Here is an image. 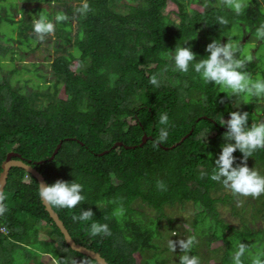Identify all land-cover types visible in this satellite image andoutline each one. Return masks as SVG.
Here are the masks:
<instances>
[{
    "label": "trees",
    "instance_id": "1",
    "mask_svg": "<svg viewBox=\"0 0 264 264\" xmlns=\"http://www.w3.org/2000/svg\"><path fill=\"white\" fill-rule=\"evenodd\" d=\"M84 2L0 0V36L19 47V51L6 48L0 39V67L6 54L13 61V54L38 46L34 15L52 20L56 42L68 46L55 49L51 60L50 71L56 78L49 85L52 93L42 92L39 83L36 91L24 93L0 76V172L6 155L14 152L42 174L47 185L58 179L83 185L81 204L73 209L51 208L76 244L100 254L108 264H167L168 247L160 245L166 237L160 221L166 218L164 208L185 203L200 208L188 224L189 237L197 241L191 255L200 258V247L220 243L208 249L212 255L206 259L220 255L217 264H233L238 245L245 243L244 264H252L264 252V225L253 231L245 223L248 220L241 218L242 229H236L221 218L218 205L230 206L242 196L230 190L222 198L214 197L224 185L210 176L227 142L222 120L229 119L232 111H241L249 113V127L257 123V96L238 94L246 100L244 109H234L223 86L205 83L194 64L187 73L180 72L172 57L176 46H191L197 61L206 59L207 44L223 37L233 39L227 30L234 26L259 39L256 49L264 46V39L257 36V29L264 25V0H245L247 7L240 14L223 0H208V7L200 0H86L89 11H77ZM194 4L201 10L192 8ZM166 9L169 13L164 14ZM15 13L20 14L18 20ZM59 13L68 19L56 22ZM221 16L228 25L218 24ZM3 26L15 28L5 33ZM243 46L240 43L237 53L240 59L247 57L242 55ZM253 56L245 71L253 80L264 79V61ZM260 61V68L254 66ZM154 74L158 87L149 83ZM165 112L167 126L159 123ZM261 112L264 116V107ZM162 127H167L168 138L154 146ZM144 134L150 139L141 144ZM59 142L60 149L48 161ZM117 142L122 145L113 147ZM233 155L239 163L242 153L237 150ZM247 163L264 166V149L255 151ZM158 181L165 190L157 187ZM3 191L7 211L0 215V225L8 233H0V251H9L10 256L16 248L28 250L34 264H97L65 244L41 203L36 179L25 170L11 168ZM250 197L249 205L239 210L232 205L230 213L249 212V221H264V194ZM135 205L154 211L156 217ZM89 209L94 213L92 220L73 221V215ZM93 222L107 224L111 235H91ZM162 228L164 232L173 229L171 220ZM28 245L37 250H29ZM41 255L48 262L35 260ZM175 255L179 263L183 253Z\"/></svg>",
    "mask_w": 264,
    "mask_h": 264
},
{
    "label": "clouds",
    "instance_id": "2",
    "mask_svg": "<svg viewBox=\"0 0 264 264\" xmlns=\"http://www.w3.org/2000/svg\"><path fill=\"white\" fill-rule=\"evenodd\" d=\"M223 3L234 10L237 14L242 13L247 7L245 0H223ZM77 11L86 13L89 11V5L85 2ZM68 19L67 15L59 13L55 17L56 22H64ZM219 25H228V20L224 17H217ZM33 30L37 34L39 40L55 32V24L45 15H40L33 22ZM257 36L264 39V25L257 29ZM188 42V41H187ZM187 42L185 44H187ZM240 49V41L227 40L221 43L220 40H212L206 46V52L209 56L206 59L196 60V54L192 51L191 46H176L174 50L175 68L180 72L187 73L189 66L194 64V71L200 75L205 83H215L226 88V94L230 97L234 94L247 93L248 96H264V79L253 80L251 74L245 71L246 65L252 62V57L247 56L244 59L237 57ZM149 83L153 86H159L157 75L149 78ZM221 103L224 101L221 100ZM229 119L223 120V125L227 131L224 134L227 142L221 146V152L215 160V168L213 169L210 179L221 182L224 187L230 189L233 193L253 198L264 194V176H261L253 168H249L247 160L257 150L264 149V121L252 123L249 127L248 112L232 111L229 113ZM159 123L167 126L169 117L167 113H162L159 117ZM167 127L159 130V135L154 141V146H158L166 142L168 138ZM239 150L242 158L236 163L234 152ZM235 164V166H234ZM157 187L165 190L162 181L157 182ZM83 185L75 181L56 180L53 184H40L39 196L41 200L49 205H55L60 208L73 209L81 204L85 197L82 195ZM7 197L2 188H0V215L7 211L5 204ZM94 213L89 210H83L79 216L73 215V221H89L92 220ZM90 233L93 236L103 233L111 235L107 224L93 222L90 227ZM173 236H177L173 232ZM197 243L194 236L187 239H178L168 241V247L172 252L176 251L177 245L180 252L183 253L179 257V264H200L198 256L191 255V250ZM248 249V245L240 243L238 250L233 255V264H244L243 257ZM264 252H260L252 260V264H264Z\"/></svg>",
    "mask_w": 264,
    "mask_h": 264
},
{
    "label": "rangeland",
    "instance_id": "3",
    "mask_svg": "<svg viewBox=\"0 0 264 264\" xmlns=\"http://www.w3.org/2000/svg\"><path fill=\"white\" fill-rule=\"evenodd\" d=\"M200 1H202L204 3V7H208V5H207L208 0H200ZM70 2H72V1H70ZM72 4L75 5L74 2H72ZM192 8L197 9V10H201V6H199L198 4H194L192 6ZM12 12H14V11L12 10ZM166 12L169 13V10L166 9L164 14ZM19 17H20V14L15 13V19L18 20ZM170 17L173 19L175 18V16L173 14H171ZM35 20H37V17L34 15V21ZM74 23L75 22L73 21V26H74ZM12 27L3 26L1 29L5 33H7V32L9 33L10 31H12L11 28L12 29L15 28L14 26H12ZM75 28L76 27L74 26V30H75ZM73 33H74V31H73ZM244 33H245L244 29L240 26H234V27L230 28L229 30H227V34L233 36V39H230V40H238V41H240V43L244 44V46L242 48V55L252 57L254 54H256L253 57L264 61V49L262 48L264 46H261L260 48L256 49V45H257L259 39L257 40L256 37L251 38L249 35H246ZM0 39H1V44H3L4 47H6V48L8 47L10 49H15V51L16 50L19 51L18 50L19 47H18L17 42L10 41L7 38H4L2 36H0ZM38 41H39V44L36 48H35V46H32V47H34L33 51H28L25 54H20V53L13 54L12 55L14 57L13 61L10 59L11 54L8 53V54H6V58H3V62L1 63L0 76L4 77L6 79H9L10 83L14 87L21 88V90L24 93L36 91V89H35L36 83H39L43 86V88L41 89L42 92H46V91H48L49 93L53 92V88L49 85L51 83L55 82L56 78L50 71L51 60L54 57L55 49L61 50L64 48H68L67 44L60 42V41L56 42L57 38H56L55 32L53 34L46 36L44 38V40L41 41L38 39ZM226 42H227L226 37L221 38V43H226ZM255 49H256V51L253 52ZM262 61L255 63L254 66H256L257 68H260L262 66ZM260 64H261V66H260ZM263 67H264V65H263ZM13 69L16 70V73L11 72V70H13ZM27 69L29 71H27ZM35 70H37V72H35ZM38 75H40L42 78H38ZM48 87H49V89H48ZM223 89H224L225 93L228 91L226 88H223ZM58 94H59V96H62L61 88H59ZM244 96H245V98H248V94H245ZM231 98H232V105H233L234 109H241V110L244 109L243 104L245 103L244 101H246L245 98L239 97L238 94H234L233 96H231ZM256 104H257L258 108H256L254 113L258 117V122L264 121V116H263V113L261 112L262 108L264 107V98L262 96H258ZM223 120L227 121L228 119H223ZM223 120H222V122H223ZM247 165L249 168H253L255 171H257L261 176H264V166L263 165H261V164L251 165L250 163H247ZM229 191H230V189L223 186L221 190L215 192L214 197L222 198L223 194L228 193ZM239 202H240V204H239ZM251 202H252V198L250 196H247V197L242 196L240 200H237V198L235 197L232 200V203L230 206L232 207V205H234V207L237 210H239L240 206L245 205V204L249 205V203H251ZM230 206L219 204L218 208H217L221 218H223L227 223L233 225L236 229H242L240 227V224H242L240 222V219L245 218V221L248 220L247 222H245L247 224L248 228L252 227L253 231H256L257 229H262V226L264 225V221H262V220L249 221V219L252 216V215H250L249 212H248L249 214L243 213L242 216H241V214H242L241 212L238 215L237 214L232 215L230 213L231 212ZM134 207L137 208L138 211H143L144 213H146V215H149L152 218L156 217V213L154 211H150L149 209H147L141 205L140 206L135 205ZM199 210H200V208L198 206H194L193 204H190V203H185V204L176 205L173 207L164 208L166 218H163L160 221V224H161L160 231L162 233L166 234V237H165V241L160 243V245L162 247H168V241L170 239H172L174 241L178 240V239H187L189 237V231H190V229H188V224L192 220L194 213L198 212ZM167 220H171V226L173 227V229L168 230V232H164V229L162 227L166 224ZM40 229H42V228H40ZM40 231H42V230H40ZM173 232H176L177 236H173ZM219 244L220 243L212 244L210 247H204L203 246L202 248L200 247L201 249L199 248L198 253L201 254L200 264H217L220 255L214 256L215 259H213V260H207L206 256H208L210 254L212 255V253H210L209 251L212 250L213 248H216L217 245L219 246ZM25 246H26V244H25ZM27 248L29 250L30 249L35 250V251L37 250L35 247L30 246V245H28ZM178 248H179V246L177 245L176 251L172 252L168 247V251L164 253V256H167V258H168L167 264H179L177 261L175 253L181 254L182 252H180V249H178ZM208 249H209V251H208ZM10 250H12V249H10ZM14 252H15L14 254L9 256V254H10L9 251L8 252H7V250L6 251H0V264H34V262H33L34 257H31L32 255L28 250H21L19 248H16V250ZM39 253L40 252L38 251V254ZM3 257H6L8 260H11V262H7L6 259L3 261L2 260ZM9 257H11L12 259H10ZM203 258H205V259H203ZM35 260L48 262V259L46 257H43V255L38 256V258L36 257Z\"/></svg>",
    "mask_w": 264,
    "mask_h": 264
},
{
    "label": "water",
    "instance_id": "4",
    "mask_svg": "<svg viewBox=\"0 0 264 264\" xmlns=\"http://www.w3.org/2000/svg\"><path fill=\"white\" fill-rule=\"evenodd\" d=\"M147 139H150V137H148L144 134L141 138V144H143ZM72 140H74V139H72ZM61 143L62 142H59L57 144V146L54 149V151L52 152L51 156L48 158V161L53 159L55 154L60 149ZM121 145H122L121 142H117L113 145V147H117V146H121ZM126 148H130V147L127 146ZM105 152H103V153H105ZM103 153H101V154H103ZM37 163L40 164V163H42V161H39ZM13 167L21 168V169L25 170L28 174H30L32 177H34L38 183V187L40 184H46L42 174H40L35 168H33L32 165L24 162V160L22 159V157L19 154L14 153V152H9L6 155L5 160L1 163L0 188H2L3 190H4V187L6 185V180L8 177L9 170ZM40 200H41V198H40ZM41 203H42L45 211L47 212L49 218L53 221L55 226L59 229L60 233L62 234L65 244L71 250H73L74 252H77L81 255H84L86 257H89L90 259L95 260L97 264H108L104 260V258H102L100 256V254H98L92 250H89V249H87V248H85L79 244H76L72 240V238L70 237L68 231L64 227V225H63L62 221L59 219L58 215L52 210L51 206L45 204L42 200H41Z\"/></svg>",
    "mask_w": 264,
    "mask_h": 264
},
{
    "label": "built area",
    "instance_id": "5",
    "mask_svg": "<svg viewBox=\"0 0 264 264\" xmlns=\"http://www.w3.org/2000/svg\"><path fill=\"white\" fill-rule=\"evenodd\" d=\"M0 233L6 235L8 230L5 226L0 225Z\"/></svg>",
    "mask_w": 264,
    "mask_h": 264
}]
</instances>
